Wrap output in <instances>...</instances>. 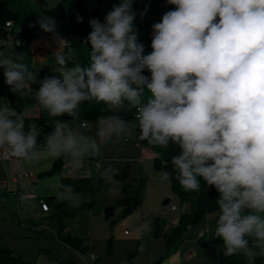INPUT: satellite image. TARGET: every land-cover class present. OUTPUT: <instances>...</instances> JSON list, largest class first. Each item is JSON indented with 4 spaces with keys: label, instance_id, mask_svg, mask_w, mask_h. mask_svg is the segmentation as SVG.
Returning <instances> with one entry per match:
<instances>
[{
    "label": "clouds",
    "instance_id": "1",
    "mask_svg": "<svg viewBox=\"0 0 264 264\" xmlns=\"http://www.w3.org/2000/svg\"><path fill=\"white\" fill-rule=\"evenodd\" d=\"M167 3L175 7L152 25L147 55L134 27L133 0H121L103 23L89 21L87 67L64 66L76 50L61 38L55 53L58 77L37 81V73L4 48L0 68L13 93L28 96L38 82L37 105L50 117L72 118L53 121L43 150L69 159L75 169L86 157L100 155L105 138L127 136L137 127L142 141L177 146L171 165L180 186L199 192L202 180L219 193L215 237L223 241V256L240 254L255 264L257 256L264 257V0ZM37 23L55 31L52 17ZM145 88L150 93L146 101ZM93 100L114 112L127 102L136 110L135 122L116 114L101 117L96 137L86 134L73 121L80 118L81 104ZM39 135L35 123L25 130L23 114L0 104V152L31 161L39 154ZM117 173L109 167L101 176L114 182ZM169 178L162 173V180ZM57 188L59 200L80 206L72 185Z\"/></svg>",
    "mask_w": 264,
    "mask_h": 264
},
{
    "label": "crops",
    "instance_id": "2",
    "mask_svg": "<svg viewBox=\"0 0 264 264\" xmlns=\"http://www.w3.org/2000/svg\"><path fill=\"white\" fill-rule=\"evenodd\" d=\"M133 2L136 3V1ZM42 35L50 36L45 33ZM54 35L58 37L57 34ZM42 39L43 37L40 36L35 41H42ZM46 41L48 46L56 43L48 39ZM41 44L44 45L43 41ZM41 44L39 46H42ZM51 49L39 47L35 51V65L49 68L54 75L59 76L56 71L58 67L48 58V52L52 51ZM32 86L34 88L38 86L36 88L38 90L40 85L37 82ZM9 88L5 81L0 82V104H7ZM34 110L35 108H29L26 112ZM98 123L99 119H95L86 121L85 126L82 123L76 125L81 131L95 138ZM44 144L45 138L38 142L39 154L31 161L5 159L0 152L1 244L20 252L22 257L32 264H58V259L71 261L73 264H128V262L130 264L132 261L137 264H155L157 259L166 253V240L174 227L170 217H180L182 213L189 212L191 204L181 202L172 191L170 178L161 179L165 171L155 167L154 159L160 155L156 149L136 142L135 137L126 141L124 136H112L101 142L99 156H89L84 159L83 162L87 163L91 159L98 160V167L92 162L87 164L86 170L88 176L101 178L102 187L96 194V202L92 210L80 211L76 216L65 221L71 233L86 238L90 249L88 254H83L58 240L49 219L54 210L50 207L49 211H45L41 206L46 196L58 194L57 185L61 184V182L58 183L57 178L40 177L42 172L52 167L55 160L44 152ZM109 167L118 169L114 182H108L101 176V173ZM21 171H32L35 176L26 177L21 183H17L14 176ZM59 174L62 180L65 175L63 172ZM141 180L145 183L142 204L130 215L119 220L120 225L131 226V231L126 233V229L125 234L132 236L126 240L124 246H117L115 239L114 252L111 255L104 248L102 256L96 255L95 263L90 262L89 255L95 254L97 244L101 242L106 244L111 234L109 222L104 214L106 206L122 200L128 191L140 184ZM42 183L46 185L44 193L40 187ZM172 203L177 205L175 211L170 209ZM120 213L121 206H118L115 214L119 216ZM155 218H159V237L154 236ZM216 218L217 212L209 214L200 224L199 232L212 233ZM138 244H140V250L130 258ZM118 249L121 253L120 258H117ZM40 250H53L59 258L53 259L48 254L45 256L39 253ZM193 250L194 254L190 255ZM219 261L220 247L218 245L204 247L196 238H192L184 241L178 250L167 256L160 264H219Z\"/></svg>",
    "mask_w": 264,
    "mask_h": 264
},
{
    "label": "trees",
    "instance_id": "3",
    "mask_svg": "<svg viewBox=\"0 0 264 264\" xmlns=\"http://www.w3.org/2000/svg\"><path fill=\"white\" fill-rule=\"evenodd\" d=\"M121 0H60L58 3V16L52 17L56 22L54 32L44 31L39 23L42 16L39 10L29 0H0V38L2 43L0 48L7 49L13 54V59H19L20 62L29 66L30 70L37 73V80H43L47 76H56L46 67H38L35 65L34 45L36 39L42 34H57L67 41L71 49L76 50V54L68 58L65 62L66 68L75 67L79 64L82 68L89 65L90 45L86 44V38L91 31L89 21L93 18H98L102 23L104 17L112 10L114 5H118ZM132 11H134L132 9ZM135 12V11H134ZM136 13V12H135ZM82 16L83 20L78 21L77 16ZM7 21H11L10 26L6 25ZM143 18L136 13L134 27L137 30L142 28ZM138 35V34H137ZM140 43L144 45V55L152 51L151 40L152 36L146 34L138 36ZM35 41V43H34ZM34 43V44H33ZM69 48H65L67 54ZM49 61L56 67L55 52H50L48 55ZM3 68H0V82L5 81ZM150 76V73L145 70L143 73ZM58 77V76H57ZM33 92L28 96H21L18 93H13L8 89L7 104L15 109L18 113H22L25 121V130L29 124L35 123L40 129V135L37 138V144L40 140L46 138L54 130L53 121L59 119L61 121L71 122L72 118L68 116L50 117L43 111L34 99V93L37 91L32 86ZM150 93L145 88L142 94V99L147 100ZM29 108H35L34 111L26 112ZM135 109L130 108L125 102V109L119 112L109 110L103 102L85 101L80 106V118L73 123L76 125L89 120L108 117L111 115H120L125 120L135 122ZM136 142L144 145H149L156 149L160 155L155 157L154 164L157 169L167 171L170 174L172 191L180 198L183 203H190L191 209L187 213H182L179 217L178 224L174 225L171 233L166 240V253L159 257L155 264H160L167 256L179 249L181 244L192 238H196L201 246L209 247L218 245L220 247L219 264H247L246 258L243 255L237 254L231 257L223 256V241L215 237V229L212 233L203 232V236H199L200 224L206 220L207 216L218 212L216 201L219 198V193L212 186H207L201 180V189L199 192L184 190L176 180V172L171 165V158L179 153L177 146L170 144L167 148L149 144L147 141L139 139L138 127L133 130ZM69 159L65 157L55 158L52 167L40 174L51 175L57 172H62ZM61 183L64 185H72L74 191L80 194V206L72 207L66 201L58 199L57 195H49L44 198L54 212L49 219L55 231V235L59 241L65 245L79 251L83 254H88L90 246L86 242V238L71 233L65 224L66 219L76 216L80 211H90L93 209L96 202V194L102 187L101 178L85 176H67L64 173ZM145 183L143 180L134 189L128 191L126 196L116 204L106 206L104 214L110 224L111 234L106 242V251L108 254L114 252V236L113 227L121 218L127 217L136 210L143 201ZM121 206V213L116 216V209ZM154 236H160L159 218H155ZM140 250V244L133 251V257ZM49 256L53 259H58V254L53 250H46ZM0 264H32L25 260L21 253L0 243ZM255 264H264V257L257 256Z\"/></svg>",
    "mask_w": 264,
    "mask_h": 264
},
{
    "label": "rangeland",
    "instance_id": "4",
    "mask_svg": "<svg viewBox=\"0 0 264 264\" xmlns=\"http://www.w3.org/2000/svg\"><path fill=\"white\" fill-rule=\"evenodd\" d=\"M29 1L32 4H34V6L39 10V12L42 16L57 17L59 14L58 3L60 0H29ZM133 1H136V3L133 2L132 9L136 13L141 15V17L143 18L142 28L140 29V27H139L137 29L138 36L146 35V34L152 36V25L154 23H157L159 20H161L164 13H166L169 10L174 9V7H175L173 5L168 4L167 0H133ZM142 13H143V15H142ZM1 27H2V25H0V29H1ZM141 31L142 32L144 31V32L142 33ZM42 37H43L42 41H43L44 45L39 46V47L40 48H52L51 50L56 52V50L58 48L57 47L58 41L61 38L55 36L54 34H50V36L41 35V38ZM47 39L56 42L52 45V46H56V47L48 46L47 41H46ZM37 87L38 86H36V88ZM62 172L65 173L64 170ZM59 173L60 172H57V173H54L51 175H44L41 178H44V177H46V178L47 177H49V178L53 177L55 179L57 178L58 183H60L61 177H60ZM40 187L42 189V192L44 193L45 189H46V185L44 183H42L40 185ZM57 191H60V189H58ZM70 218H73V217H70ZM73 220H76V219H73ZM109 226H110V224H109ZM126 229L130 232L131 226L130 225L127 226L125 224L120 225L119 221L115 223V225L113 227V231H115V232H113V234L115 235L114 236V242L116 239L117 246H124L126 244V240L132 236V235L127 236L125 234ZM105 246H106V244L103 242L97 244V247L95 248V255H97L98 257H99V255L102 256L103 249L104 248L106 249ZM118 252H119V249H118ZM39 253H42L45 256H47V253H45L44 250H40ZM120 255H121V253L119 252L117 254V258H120ZM57 261H58V264H73L71 261L68 262L67 260L66 261H60L58 259ZM90 262L95 263V261L91 260V259H90ZM128 264H129V262H128Z\"/></svg>",
    "mask_w": 264,
    "mask_h": 264
},
{
    "label": "built area",
    "instance_id": "5",
    "mask_svg": "<svg viewBox=\"0 0 264 264\" xmlns=\"http://www.w3.org/2000/svg\"><path fill=\"white\" fill-rule=\"evenodd\" d=\"M158 22H160V20ZM10 24H11V21H7L6 22V25L7 26H10ZM60 38H62V37H60ZM85 125L86 124H84V126ZM134 137L135 136H134L133 131H131L127 136H124V138H125L126 141H129L130 139H132ZM2 157L5 158V159H12V158L6 156L5 154H3ZM92 162H94L97 167L99 166V162H98L97 159H93V160L91 159V160L88 161L89 164L92 163ZM88 163L87 162H83V165H82L81 168L75 169V168H73V166H72V164L70 163V160H69L66 163L65 167H64V172H65V174L67 176H72V177L73 176H85L87 174L86 168H87V164ZM34 176H35V173L32 172V171H21V172L17 173L14 176V180L17 183H21L24 180V178H26V177H34ZM41 206H42L43 210H45V211H49L50 210V205L47 202H45V201H42L41 202ZM170 209L172 211H175L177 209V205L174 204V203L170 204ZM170 222H171V224L173 226L176 225V224H178L179 217L178 216H171L170 217ZM128 232L129 231L126 230V233H128ZM203 234H204L203 232H200L199 236H203ZM193 254H194V250L191 252L190 255H193ZM89 257L92 260H96V255L95 254H90ZM130 264H137V263H135L134 261H132V262H130Z\"/></svg>",
    "mask_w": 264,
    "mask_h": 264
},
{
    "label": "bare ground",
    "instance_id": "6",
    "mask_svg": "<svg viewBox=\"0 0 264 264\" xmlns=\"http://www.w3.org/2000/svg\"><path fill=\"white\" fill-rule=\"evenodd\" d=\"M41 42H42V41L37 40V41H36V45L39 46V45L41 44ZM41 45H43V44H41ZM82 124H83V125L86 124V121H85V122H82Z\"/></svg>",
    "mask_w": 264,
    "mask_h": 264
},
{
    "label": "water",
    "instance_id": "7",
    "mask_svg": "<svg viewBox=\"0 0 264 264\" xmlns=\"http://www.w3.org/2000/svg\"><path fill=\"white\" fill-rule=\"evenodd\" d=\"M58 37H61V36L58 35ZM38 48H39L38 46H34V50H37ZM50 52H52V51H49L48 54H49Z\"/></svg>",
    "mask_w": 264,
    "mask_h": 264
}]
</instances>
